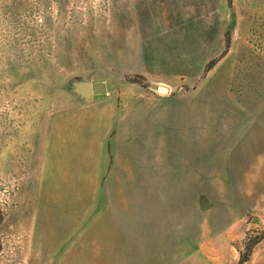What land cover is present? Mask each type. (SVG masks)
I'll return each instance as SVG.
<instances>
[{
    "label": "rangeland",
    "instance_id": "obj_1",
    "mask_svg": "<svg viewBox=\"0 0 264 264\" xmlns=\"http://www.w3.org/2000/svg\"><path fill=\"white\" fill-rule=\"evenodd\" d=\"M209 6L0 0V264H264V0L229 81Z\"/></svg>",
    "mask_w": 264,
    "mask_h": 264
},
{
    "label": "crops",
    "instance_id": "obj_2",
    "mask_svg": "<svg viewBox=\"0 0 264 264\" xmlns=\"http://www.w3.org/2000/svg\"><path fill=\"white\" fill-rule=\"evenodd\" d=\"M255 1L256 0H231V4L227 0H208L211 11L208 10V15L205 20H197L198 25L194 26L200 33L196 44L190 43L196 51H191L190 62L200 64L201 70L207 64L217 59V64L210 69V73L219 72L224 80L235 78L257 77L261 73L262 65L255 66L256 59L252 58V69L247 74L243 63L245 57L252 53V47L257 45V39H254L255 31L261 30L262 24L256 22L255 19ZM246 5V13L240 12L243 5ZM223 5L230 9L229 14H219L215 12L216 6ZM231 5V6H229ZM260 18V16H259ZM258 18V19H259ZM193 28V27H192ZM227 36L229 43L226 42ZM256 54V53H254ZM257 56V55H256ZM256 60V61H255ZM194 65V64H193ZM256 79V78H255ZM161 88V87H160ZM245 127L242 121L237 125ZM240 130V128H239Z\"/></svg>",
    "mask_w": 264,
    "mask_h": 264
},
{
    "label": "water",
    "instance_id": "obj_3",
    "mask_svg": "<svg viewBox=\"0 0 264 264\" xmlns=\"http://www.w3.org/2000/svg\"><path fill=\"white\" fill-rule=\"evenodd\" d=\"M88 91H92L96 94H102L105 92V86L103 84L95 85L93 87L89 86ZM161 93H167L168 90L166 88H159Z\"/></svg>",
    "mask_w": 264,
    "mask_h": 264
},
{
    "label": "trees",
    "instance_id": "obj_4",
    "mask_svg": "<svg viewBox=\"0 0 264 264\" xmlns=\"http://www.w3.org/2000/svg\"><path fill=\"white\" fill-rule=\"evenodd\" d=\"M211 68H212V66L209 67V69H211ZM249 251H250V247H249ZM245 261H246V260H244L243 262H245Z\"/></svg>",
    "mask_w": 264,
    "mask_h": 264
}]
</instances>
